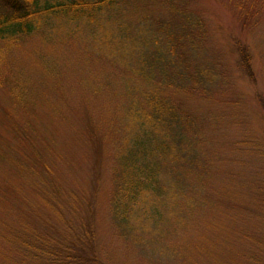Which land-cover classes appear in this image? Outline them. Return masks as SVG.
<instances>
[{"label": "rangeland", "instance_id": "1", "mask_svg": "<svg viewBox=\"0 0 264 264\" xmlns=\"http://www.w3.org/2000/svg\"><path fill=\"white\" fill-rule=\"evenodd\" d=\"M146 2L94 24L49 17L0 41V148L58 190L40 203L29 176L0 157V264H264V0ZM171 9L191 15L183 26H201L194 64L220 70L212 98L179 97L202 121L205 180L115 196L118 130L167 60L152 40L175 24Z\"/></svg>", "mask_w": 264, "mask_h": 264}, {"label": "trees", "instance_id": "2", "mask_svg": "<svg viewBox=\"0 0 264 264\" xmlns=\"http://www.w3.org/2000/svg\"><path fill=\"white\" fill-rule=\"evenodd\" d=\"M146 1L0 0V41L33 34L41 29L43 21L49 17H65L72 22L94 24L98 15L115 9L146 7L149 5ZM172 12L175 24L163 23L158 29L163 42L154 41V35L152 40L167 60L160 66L158 76L150 78V92L139 94L136 104L130 103L129 106L132 113H128L133 115L134 111V121L127 125L133 126L137 122V126H125V130H118L121 137L115 153V196L136 199L137 194L133 193L155 188L162 183L186 186L202 184L205 180L204 174L199 175L204 166L197 163V152H200L203 142L206 143L203 140L202 121L185 109L179 97L198 94L204 99L212 98L209 89L214 87L220 70L215 62L204 67L194 64L191 54L197 56L204 49L201 26H183L186 22L192 23L191 15L186 16L183 9ZM177 18L181 19V25ZM145 21L148 22L147 19ZM150 25L153 26L152 23ZM238 51L243 57L242 70L252 81H256L248 47L238 45ZM15 96L17 101L23 99L19 93ZM129 109H125V112ZM14 151L12 147H1L0 157L12 164L22 176L24 172L29 176L30 179H26L39 190L40 203L56 199L58 190L49 192L47 186L52 180L37 175L32 168L29 170L27 159L20 155L16 157ZM43 168L51 175L47 164L44 163ZM196 169L202 170L197 172ZM37 206H33V211H36Z\"/></svg>", "mask_w": 264, "mask_h": 264}]
</instances>
